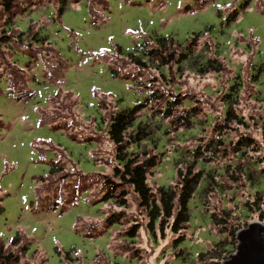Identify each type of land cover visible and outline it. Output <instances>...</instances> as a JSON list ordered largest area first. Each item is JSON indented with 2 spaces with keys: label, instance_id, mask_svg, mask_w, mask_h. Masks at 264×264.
<instances>
[{
  "label": "rangeland",
  "instance_id": "obj_1",
  "mask_svg": "<svg viewBox=\"0 0 264 264\" xmlns=\"http://www.w3.org/2000/svg\"><path fill=\"white\" fill-rule=\"evenodd\" d=\"M4 2L0 243L7 247L23 236L28 251L19 264L228 261L236 252V234L252 222L264 224L262 213L243 209L258 194L264 211V174L258 176L264 173V0H12L8 12ZM194 37L199 39L188 59L178 63ZM157 38L175 44L166 47L165 57L145 60L146 67L130 61L145 59L146 42L156 50ZM208 59L217 60L219 72L199 73ZM235 83L240 88L232 110L245 125L224 121L222 99ZM152 92L157 101L135 122L146 117L156 142L139 145L156 161L147 175L152 190L176 188V173L192 164L195 149L204 158L210 157L207 145L218 152L204 165L197 159L194 170L204 167L213 179L206 187L202 180L188 204L181 251L168 230L164 239L158 232L156 240L149 237L132 189L126 188V209L99 201L105 176L117 183L108 119ZM174 102L172 117L165 118L161 113ZM240 140L252 143L242 148ZM55 166L61 172L50 175ZM222 212L229 216L225 229L209 219H222ZM118 213L124 214L121 222L108 226L105 218ZM133 224L141 227L131 241L126 232ZM224 230H238L226 250L217 243L227 237Z\"/></svg>",
  "mask_w": 264,
  "mask_h": 264
},
{
  "label": "trees",
  "instance_id": "obj_2",
  "mask_svg": "<svg viewBox=\"0 0 264 264\" xmlns=\"http://www.w3.org/2000/svg\"><path fill=\"white\" fill-rule=\"evenodd\" d=\"M5 1L2 5H4L9 11L8 5L12 0H3ZM63 2V1H62ZM61 7L57 10L58 15H61L64 10V2L60 4ZM236 12L231 14V20H235ZM198 37L192 38L191 42L188 44L185 54H181L178 59V63L182 61H186L189 57L190 50L193 49V46L197 44ZM157 49H148V43H144L143 45V56L145 59H138L135 57H131L130 61L141 67H146L145 60L151 61L153 58L162 59L166 54V47L169 45L174 46L172 40H166L164 38H157L155 40ZM179 47V46H177ZM148 49V52L145 53V50ZM119 53V51H118ZM169 62L173 61V58H169ZM204 67L206 69L199 70L200 74H205L208 72H219L220 67L217 63V60L208 59L205 62ZM115 75V72H112ZM239 84L235 83L229 87L227 93L224 94V98L222 99L223 104L226 107V111L224 114V121L226 123L235 122L239 125H245L240 118H237L232 110V104L235 102V98L237 97L239 91ZM30 93V92H29ZM31 93L29 97L31 98ZM25 98V97H24ZM18 101L23 98H17ZM158 94L156 92H152L147 95V98L144 100L142 104H138L132 109L122 110L119 112H115L110 116L107 122L106 135L113 145L114 149V161L116 166L112 169V178L117 181V183L110 182L109 178L106 176L104 178V187L106 191L102 194L100 198V202L112 204L120 209L127 208V196L129 192L126 188H129L130 191L132 189L133 194L136 196L138 202V209L144 213L146 224L145 231L148 233L149 237L153 240L157 238V232L160 238L164 239V233L168 230L174 237V245L176 248H179V245L182 244L179 242V236L183 232L184 227L189 223V213H188V204L190 200L193 198L197 188L199 187L202 180L205 181V187L210 185L208 180L213 179L210 175V171L204 169V167L195 171V167L199 163L197 159L202 160L204 165L205 163L211 162V158L213 159L214 155H217V148L213 145H207L204 150H206V155H209V158H204L205 154L200 148L195 149L192 153L193 162L192 164L185 167L184 171H177L176 179L177 183L175 185L176 188L172 186L168 187H157L156 190H152L148 186L147 183V175L148 172L155 167V158L149 156V154L143 150H139V145L142 143H154L155 141L151 139L149 136L148 122L146 117L145 121H140L137 125L135 122L137 118H139L138 114L143 110L147 109L148 106L153 101H157ZM171 104V103H170ZM178 105V102H174L170 107L166 106L165 110L161 113L165 118L172 117V110ZM101 107V102H100ZM141 117V116H140ZM41 124V123H40ZM184 124H180V127H183ZM223 126L219 128L225 129ZM158 141V138H157ZM251 141L249 140H240L239 146L244 148H249L251 145ZM238 146V147H239ZM135 150H130V148ZM61 172V169L56 166L50 169V175H54L56 173ZM259 174L260 175H263ZM257 178V177H256ZM252 180L253 185L256 180ZM206 192V191H205ZM74 201V198L71 200ZM262 204V198L257 194L254 198V202L251 204H246L243 208L246 213H262L259 216L263 218L264 211L259 210V205ZM254 206L258 208L256 211ZM222 219L216 218L214 215H210L209 219L213 225L221 226L224 229L228 224V214H223ZM122 218H124V214H112L105 218V222L108 226H112L121 222ZM139 224H133L131 228L126 232V236L132 241L134 240L138 229H140ZM227 235L224 239L219 240L217 243L222 244L220 247L223 250H226L231 247L228 244V239L235 238L236 232H228L224 230ZM232 233V235H231ZM227 244V245H226ZM217 245V244H216ZM12 249H16L13 251ZM179 250V249H178ZM28 251V244L24 242L23 236L17 234L10 241L9 246H5L3 243H0V264H19L20 255H25ZM181 251V250H179Z\"/></svg>",
  "mask_w": 264,
  "mask_h": 264
},
{
  "label": "water",
  "instance_id": "obj_3",
  "mask_svg": "<svg viewBox=\"0 0 264 264\" xmlns=\"http://www.w3.org/2000/svg\"><path fill=\"white\" fill-rule=\"evenodd\" d=\"M236 252L223 264H264V224L252 222L236 234Z\"/></svg>",
  "mask_w": 264,
  "mask_h": 264
}]
</instances>
